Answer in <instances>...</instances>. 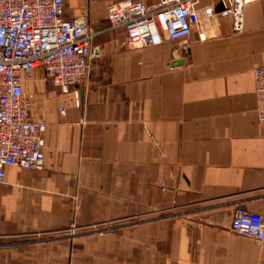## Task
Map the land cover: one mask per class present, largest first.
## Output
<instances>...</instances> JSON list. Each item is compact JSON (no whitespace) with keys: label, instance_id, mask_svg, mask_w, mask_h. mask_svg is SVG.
<instances>
[{"label":"crops","instance_id":"obj_1","mask_svg":"<svg viewBox=\"0 0 264 264\" xmlns=\"http://www.w3.org/2000/svg\"><path fill=\"white\" fill-rule=\"evenodd\" d=\"M122 1L65 0L67 18L90 17L103 52L87 81L62 93L35 71L24 83L47 124L45 167L6 168L0 264H264V243L230 230L239 207L264 216L253 78L264 0L245 7L241 32L223 17L208 41L141 49L109 28Z\"/></svg>","mask_w":264,"mask_h":264},{"label":"built area","instance_id":"obj_2","mask_svg":"<svg viewBox=\"0 0 264 264\" xmlns=\"http://www.w3.org/2000/svg\"><path fill=\"white\" fill-rule=\"evenodd\" d=\"M142 0L112 4L106 19L110 30L124 29L122 47L141 49L167 41L200 42L221 35L228 17L235 33L243 29L245 7L257 0ZM221 6L222 9H219ZM97 32L87 14L66 17L65 0H0V184L6 168L42 171L45 167L44 121L33 118L37 95L25 81L42 71L53 87L68 93L87 81L95 60H103ZM257 115L264 126V67L253 71ZM61 116L66 110H60ZM232 233L264 243V216L241 207L234 212Z\"/></svg>","mask_w":264,"mask_h":264}]
</instances>
